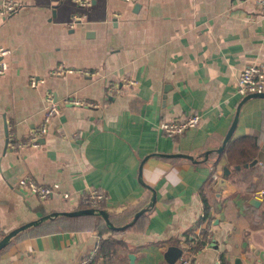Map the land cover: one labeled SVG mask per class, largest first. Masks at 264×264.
Instances as JSON below:
<instances>
[{"label":"crops","instance_id":"1","mask_svg":"<svg viewBox=\"0 0 264 264\" xmlns=\"http://www.w3.org/2000/svg\"><path fill=\"white\" fill-rule=\"evenodd\" d=\"M15 1L20 7L0 17V47L10 50L0 75V239L75 210L88 189L106 194L109 219L142 209L147 218L104 235L53 224L30 231L56 217L12 238L0 264H166L169 247L181 250L174 264H264V198L254 197L264 189V97L243 100L235 87L246 66L264 64L260 0ZM58 67L73 72L53 73ZM31 76L41 79L36 87ZM46 91L59 109L41 147L9 148L7 130L19 142L40 123ZM193 113L196 128L160 132L162 121ZM246 135L259 138L256 163L230 170L217 188L228 142ZM24 176L58 184V193L39 201L18 185ZM108 237L118 243L102 255Z\"/></svg>","mask_w":264,"mask_h":264},{"label":"built area","instance_id":"2","mask_svg":"<svg viewBox=\"0 0 264 264\" xmlns=\"http://www.w3.org/2000/svg\"><path fill=\"white\" fill-rule=\"evenodd\" d=\"M79 5L85 6L90 4V0H75ZM260 6L264 7V0L258 1ZM20 7V4L15 0H4L0 3V17L7 16L15 12ZM10 55V50L5 47H0V75H3L8 70L7 58ZM72 69L58 67L53 73H71ZM77 72L85 75H91L87 71L78 70ZM41 82V79L31 76L29 79V85L36 87ZM122 83L126 86L133 85L135 82L130 79H123ZM236 93L240 96H246L250 94L264 93V64H253L246 66L238 75L235 83ZM112 91H117V87H111ZM46 106L42 115V119L38 126L30 130L27 138L23 141H15L14 133L10 130L6 132V142L9 148H18L22 146H30L31 148H39L43 143V139L47 134V128L50 119L55 115L59 109V105L55 100L54 94L50 91H46L45 95ZM65 103L84 104L81 100H72L66 98L63 100ZM201 117L198 113H193L183 119H170L162 121L159 124V130L161 133L168 137H175L183 134L189 129L196 128L200 123ZM213 179H217L216 174H212ZM20 187L28 188L39 201H44L50 197H53L58 193L59 185H42L35 182L30 176L21 177L18 181ZM62 197L66 199L67 194H63ZM254 197L262 200L264 198V189H261L254 193ZM107 199L104 192L97 189L86 190L80 198V203L86 208L98 209L100 205ZM210 226V224H209ZM89 260H84L78 264H86ZM177 264H187L186 260L182 258Z\"/></svg>","mask_w":264,"mask_h":264},{"label":"trees","instance_id":"3","mask_svg":"<svg viewBox=\"0 0 264 264\" xmlns=\"http://www.w3.org/2000/svg\"><path fill=\"white\" fill-rule=\"evenodd\" d=\"M259 146H260L259 138L254 135L241 136L240 138L229 141L225 148L226 167L231 171H234V168L236 166H240V168L246 167L253 160L256 159ZM203 203H204V212L205 215H207L208 206L204 199H203ZM84 208L86 207L83 206L81 203H79L78 207L75 210H80ZM99 208L102 209V205H100ZM136 212H134L130 217L124 219L122 218L121 220H115L113 218H110L109 220L115 227L123 226L131 220L132 216ZM146 218L147 215L145 213L141 214L139 218L127 228V230H134L136 229L139 223L142 222L146 223ZM201 221H205V218L204 217L198 218L197 223H200ZM51 224L55 225L57 231L96 229L99 235H104L105 233L108 232H112V233L116 232L115 230H110L105 224L104 219L97 215L59 216L56 219H54L53 222L45 223L42 226L31 229L30 231H38L40 229L46 228ZM28 233L29 231L26 232V234ZM26 234L24 232L20 235L15 236L14 239H18ZM116 243H118V241L110 237L103 239L100 245L99 253H101L102 255L111 253L110 249L112 250V245ZM200 243L203 244L202 241H200L198 244ZM3 249H1L0 251H2Z\"/></svg>","mask_w":264,"mask_h":264},{"label":"water","instance_id":"4","mask_svg":"<svg viewBox=\"0 0 264 264\" xmlns=\"http://www.w3.org/2000/svg\"><path fill=\"white\" fill-rule=\"evenodd\" d=\"M250 97H264V93H259V94H250L246 97L243 98V100L250 98ZM231 132H232V128L230 129V131L227 133V135L224 138V141L221 145V147L219 149H217V152H221L224 147L226 142L229 140L230 136H231ZM256 163V160H253L250 165H253ZM240 166H236L234 169H239ZM230 174V170L224 166L222 169V177L217 179V188L218 187H222L225 185V177H227ZM154 202V198H151V202L148 204L147 207L152 206ZM249 204H251L254 207L259 206L260 202L254 198L249 200ZM147 209H142L139 212H137L131 223H128L124 226L121 227H115L111 221L109 220V217L106 213L105 210L103 209H93V208H84V209H80V210H71V211H61V212H53V213H49L46 215H43L41 217H39L38 219L32 220L26 224H23L13 230H11L10 232H8L6 235H4L1 239H0V250L3 249L8 243L9 241L14 238L15 236H17L18 234L22 233L23 231L31 228V227H36L44 222H46L47 220H52L56 217L59 216H83V215H97L100 216L104 219L105 224L107 225V227L110 230H124L126 229L128 226H130V224H132L133 222H135L137 220V218L143 214ZM181 255V250L177 247H169L166 252L164 253V259L166 264H174L175 261L178 259V257Z\"/></svg>","mask_w":264,"mask_h":264}]
</instances>
